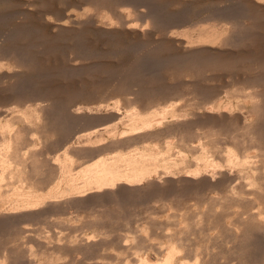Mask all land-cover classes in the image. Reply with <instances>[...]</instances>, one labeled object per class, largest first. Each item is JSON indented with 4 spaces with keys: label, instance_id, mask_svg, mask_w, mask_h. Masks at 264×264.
<instances>
[{
    "label": "bare ground",
    "instance_id": "bare-ground-1",
    "mask_svg": "<svg viewBox=\"0 0 264 264\" xmlns=\"http://www.w3.org/2000/svg\"><path fill=\"white\" fill-rule=\"evenodd\" d=\"M87 1H90V5L102 12L108 8L104 0ZM134 1L137 2V0H120L115 5L116 7L112 8L111 12L115 15L116 23L111 17V12L110 14L104 12L106 16L98 30H101L105 35L115 36L116 39L127 36V38L130 37L132 40L138 41L151 37L157 29L158 22L162 21L160 20L161 15L157 16V13L154 10L150 11V8H148L149 12L147 10L140 12L138 9L141 6H137L139 8L134 12L129 10L131 7L125 8ZM140 1L138 0V2ZM174 1L184 2L182 0ZM198 1L203 4L202 6L213 8L216 12L219 11L216 13L219 15L215 14L217 17H214V10L212 13L214 16L203 22L206 25H200V27V23H197L196 25L200 28L191 33L190 30L195 25L189 23V19H187L189 14L185 15L186 18L178 20H176V14V21L173 20V24H169L168 35L165 38V43L174 48L170 49H173L172 54H175L174 56L178 59L176 63L184 65L179 66V70L174 67L175 70H178L174 79H178L186 90H178V88L176 89L178 91L168 94L164 90V92L162 91L165 93L164 95H157L156 92L159 91L160 84L152 86L149 84V77L143 76L141 79V75H133L132 79H129L130 81L122 82L115 90V95L121 97L124 102V108H126L125 111L122 109L124 113L121 112L122 102H116L121 98L114 100L116 105L111 106L113 108L104 105L105 103L101 104L103 101L100 102L101 105L95 107H80V104V108L78 106L77 108L75 107L76 103L70 104V100L68 103V100L61 97L62 94L59 92L56 94L59 93L60 97H54L55 91L52 92L51 87L50 91L45 88L49 91L48 93L46 90L32 85L27 86L26 89L23 88V90L19 89V92L22 91L20 94L18 92L19 97L13 101L1 103L3 100H0V106L5 108L0 109V225H5L16 232L12 240L15 241L16 247L0 252V264H10L11 260L13 264H42L43 262L45 264H65V262L66 264H88L87 261L95 258L107 247L118 251L119 254L126 253L129 249L133 250L139 264H147L151 254L157 258L156 262L159 263L156 264H214L217 257L220 256L226 260L224 264H264V75L258 73L261 72V69L258 72H253L252 75L250 73L247 80L239 82L232 93L227 96L226 93L224 98L221 97V92H212L210 91L212 89L208 90L206 87H203L205 89L200 92L196 91L197 82L194 78V70L198 65L195 64V68L190 66L191 63L206 62L211 59H229V57L244 59L246 55L248 57L253 49L252 44L249 43L250 38L257 39L255 33L263 30L261 28L264 26V0ZM150 2L144 3L148 5ZM153 3L155 6V2ZM194 6L196 7V5ZM121 7L124 9H120ZM160 7L159 9L162 10L163 6ZM155 10L157 9L155 8ZM87 13L89 14V12ZM132 13L139 16L138 21L143 23L135 22L134 17L131 16ZM68 15L65 16L68 19L75 16L72 13ZM97 15L99 16V13ZM83 20L79 15L75 16V19H71V23L76 25L73 26V29L87 28V26L95 24ZM171 21L169 19L166 22L170 23ZM68 22L67 20H60L56 23L48 21L54 28V32L60 34L72 31ZM184 27H188V29ZM182 28L184 30H179ZM259 29L261 30L259 31ZM160 33L158 34L160 35ZM2 39L4 40V38ZM126 41L127 39L125 43H127ZM1 43L5 45V42ZM145 43L147 42L145 41ZM258 46L260 47V45ZM153 48L155 49V47ZM159 51L157 49V53ZM15 52V47L14 49L7 47L2 53V56L11 58L12 61L10 60L11 63L9 61L10 64L7 66L9 71L6 70L7 72H3L2 68L5 66H2L4 63L1 62L0 79H5V81L6 79H18L24 76L28 67H33L35 64L31 63L32 66H26L28 54L20 56V52L19 55ZM153 53L155 54V52ZM32 55L35 54L32 53ZM74 61L73 63L76 64L77 60L76 63ZM218 63L217 65H219ZM169 64L167 61V65ZM207 64L206 62V68ZM174 65L175 63L171 68ZM244 66L246 68L245 64ZM224 68L226 69V67ZM90 69L93 70V68ZM212 69L209 68L205 72L212 71ZM104 70L102 71L104 72ZM78 71L80 73V70ZM150 71L153 73L154 70L150 69ZM149 73L146 72V74ZM247 73L249 74V72ZM246 74L243 73V75ZM88 75L91 76V74ZM204 76L207 77V75ZM198 77L200 76L198 75ZM240 77L242 78V76ZM74 78H76L75 75ZM126 78H128L127 75ZM78 79L76 78V80ZM71 81H73L72 78ZM166 81L163 83L168 82ZM73 82L70 83L73 84ZM42 84L44 85L45 82ZM82 84L84 86L83 82ZM107 84L109 85V83ZM162 89L164 88L162 87ZM87 92L91 94V91ZM6 95H8L7 92ZM139 206H145V210L139 212ZM136 207L139 210H135L136 213H133L132 208ZM72 211L78 213L91 211V217H94L95 220L85 228L91 231L87 232L81 229L69 233V230L67 231L69 234H67L66 231L63 233L61 227L46 226L52 217L62 219V216L72 214ZM162 215H165V218ZM69 218L72 219L70 216ZM59 221L56 220V222ZM62 221L64 220L62 219ZM111 221L131 228L128 229L130 231L126 230L130 234H135L136 230L128 225L141 222L140 225H137L142 228L141 232H144L148 237L150 236L148 235L149 231L153 230L152 235L157 236L161 241L156 243L158 246L151 245V241L148 240L150 241L148 243L147 237H144L142 233L143 238L139 240L137 238L139 233H137L135 236L133 235V240L135 241L137 238L139 242L137 241L138 243L136 242L134 245L130 244L132 247H129L125 241L129 243L128 240L132 234L122 236L119 233L121 230L117 231L119 228L108 230L107 224ZM56 222L54 221V223ZM170 228H174L175 231L170 233ZM192 230H196L195 233H199L200 236L204 235L205 242L207 239V242L214 241L216 244L220 242L219 240L223 236L222 232L225 231L227 233L224 243L227 245H225L226 249L219 251V248L218 252H215L216 247L211 244L212 242L210 245L205 242L197 244V238L195 239L197 243L192 245L188 238L189 232L191 234ZM212 231L216 232L214 236L211 235ZM116 235L117 238H115ZM4 237L6 238V236ZM151 238L156 239V237ZM200 238L202 239V237ZM23 245H26L27 249L23 250L21 248ZM68 256H71V259L67 263L64 260H67Z\"/></svg>",
    "mask_w": 264,
    "mask_h": 264
},
{
    "label": "rangeland",
    "instance_id": "rangeland-1",
    "mask_svg": "<svg viewBox=\"0 0 264 264\" xmlns=\"http://www.w3.org/2000/svg\"><path fill=\"white\" fill-rule=\"evenodd\" d=\"M74 1V2H73ZM82 1H84V2H82ZM0 0V64H2L1 62H3L4 64L5 63H7V64H2V66H5L4 68H2L3 69V72H7V71H9L8 70V65L11 63V61H12V59L11 58H8V57H5V56H2V53L3 52H5V48L7 49V47L8 48H12V49H14V47H15V49H16V52L15 53H17L18 55H19V52H20V56L23 54L24 56L25 55H27V57H28V60H27V62H26V66H29L31 63H32V65H33V67H34V70H33V67H28V69L26 70L27 72L24 74V76H22V77H19L18 79H6V81H5V79H0V100H3L1 103H7V102H10V101H13V99L15 100L16 99V97L18 98L19 96V94H20V92L23 90V88L24 89H26L27 88V86H29V85H32V86H38V88H42L44 91L46 90L45 88H47V90H49L50 91V87H51V91L53 92V91H55L53 94H54V97L56 96V97H60L59 96V93L60 94H62L61 95V97H63V98H65V99H67L68 100V103H69V100H70V104H75L76 106L75 107H79V105H80V107H95V106H98V105H101V104H104V105H109L110 107L111 106H113L114 104H115V101H116V99H120L121 97H119V96H117V95H115V90L119 87V85L123 82L124 83V81H130L131 79H132V76L133 75H135V76H137V75H141L142 76V78L141 79H143V76H145V77H149L148 78V80H149V84L150 85H152V86H159V84H160V88H159V91H157L156 93H157V95L159 94V95H164L165 93L166 94H168V93H170V92H172V91H178V90H186L185 89V87L184 86H181V84H180V82L178 81V79H174V77L176 76V72L179 70V66H184L182 63H176V62H178V59H176V56H174L175 54H172L174 51H173V47H172V45H169V44H166L165 42V38H166V36L168 35V26H169V24H173V20H175V15L177 14V16H176V20H178V19H184V18H186L187 16H185V15H188V17H187V19H189V23L191 24H193V25H195V26H193L192 28V30H190V32L192 33V31L194 30H198L201 26L200 25H206V23H203V22H205V20H207V18L208 19H210L211 17H213L216 13H219V11L218 12H216V10L215 9H213V8H207L208 6H202L203 4L202 3H200L199 1V3L197 2V0H182V1H184L183 3L181 2V1H174V0H157V1H155V0H152L153 2H155V6H154V3L151 1V0H139L140 2H138V0H137V2H132V3H130V5H127L125 8L126 9H129L130 7V11H132V12H134V11H136L135 9H138L140 6V9H138V11H142V12H146V10H147V12H149L148 10V8H150V11H153L154 10V12H156L157 13V16L158 15H161L160 16V20H162V21H159L158 23L160 24H157L158 26H157V29L155 30V33L151 36V37H149V38H145L146 40H138V41H136V40H132V38H130L129 36V38H127V36H122V37H118L117 39L115 38V36L113 37L112 35H105V34H103V32L101 31V30H98V29H100V27H101V25H102V22L104 21V17L106 16L105 14H104V12H108L109 14H110V12L111 11H113L112 10V8L114 9L116 6V4H118L117 2H119L120 0H104V2L106 3V6L108 7L105 11H100V9L98 10V9H96V7H94V6H92V5H90V1H87V0ZM111 1V2H110ZM113 1V2H112ZM153 3H151V2ZM162 1V2H161ZM187 1H188V3H187ZM191 1H193V2H191ZM87 2V3H86ZM109 2H110V4H109ZM144 2H150L148 5L146 4V3H144ZM161 2V3H160ZM164 2V3H163ZM166 2V3H165ZM173 2V3H172ZM186 2V3H185ZM26 3V4H25ZM85 3H86V5H85ZM115 3V4H114ZM139 3H141L140 5H139ZM157 3V4H156ZM182 3V4H181ZM193 3V4H192ZM196 3V4H195ZM136 4H138V5H136ZM153 6H152V5ZM162 4V5H161ZM181 4V5H180ZM188 4H190V5H188ZM199 5V7H198V5ZM201 4V5H200ZM70 5V6H69ZM114 5V6H113ZM134 5H136L135 7H133ZM147 5V6H146ZM159 5V6H158ZM174 5V6H173ZM187 5V6H186ZM194 5H196V7L194 6ZM125 6V5H124ZM124 6H122V7H124ZM137 6H139V7H137ZM149 6V7H148ZM160 6H163L162 7V10L161 9H159V8H161ZM169 6V7H168ZM176 6V7H175ZM75 7H76V9H75ZM120 8V9H124V8ZM129 7V8H128ZM133 7V8H132ZM142 7H144V9H142ZM154 7V8H153ZM166 7V8H165ZM188 7H190V8H188ZM203 7V8H202ZM54 8V9H53ZM85 8V9H84ZM87 8H88V10H87ZM147 8V9H146ZM152 8V9H151ZM155 8L157 9V10H155ZM163 8H165V9H163ZM170 8V9H169ZM159 9V10H158ZM207 9V10H206ZM210 9V10H209ZM54 10H55V12H54ZM75 10V11H74ZM83 10V11H82ZM86 10H87V12H89V14L86 12ZM145 10V11H144ZM161 10V11H160ZM209 10V11H208ZM215 10V11H214ZM80 11V12H79ZM94 11V12H93ZM160 11V12H159ZM165 11V13H163ZM199 11V12H198ZM215 13H214V12ZM69 12H71L73 15H75V16H81L82 17V20L83 21H88V22H90V24L91 23H95L94 25H92L91 24V26H87V28L85 27H80V28H78V29H73L74 27L73 26H76L74 23H71L72 21H71V19L73 20V18L75 19V16L74 17H71L70 19H68V17H65V16H69L68 14H71V13H69ZM78 12V13H77ZM83 12V13H82ZM99 13V16L97 15L98 13ZM174 12H175V14H174ZM184 12H185V14H184ZM189 12V13H188ZM198 12V13H197ZM42 13V14H41ZM75 13H77V14H75ZM81 13V14H80ZM93 13V14H92ZM159 13V14H158ZM161 13V14H160ZM162 13L165 15V17H164V15L162 16ZM178 13H180L179 15H178ZM187 13V14H186ZM212 13H214V15L212 14ZM18 14V15H17ZM51 14V15H50ZM91 14V15H90ZM96 14V15H95ZM103 14V15H102ZM108 14V15H109ZM58 15H60V16H58ZM88 15V16H87ZM94 15V16H93ZM134 15V16H133ZM136 14H134V13H132V17H134L133 18V20H135V22H137V23H143V22H141L140 20V22L138 21V19H140L139 18V16H135ZM180 15L183 17H181L180 18ZM212 15V16H211ZM217 16L219 15V14H216ZM214 16V17H217V16ZM29 16V17H28ZM36 16V17H35ZM52 18H51V17ZM86 16V17H85ZM101 16H103V17H101ZM110 16V15H109ZM130 16V18L132 19V17ZM201 16V17H200ZM210 16V17H209ZM16 17V18H15ZM24 17V18H23ZM64 17V18H63ZM97 19H95V18ZM100 17V18H99ZM111 17H112V19L113 20H115V23H116V19L114 18L115 17V15L113 14V12H111ZM161 17H163L164 19H162ZM169 17V18H168ZM174 19H173V18ZM45 18H46V20H45ZM49 18V19H48ZM56 18V19H55ZM59 20H58V19ZM62 18V19H61ZM67 18V19H66ZM159 18V17H158ZM4 19H6L5 21H3ZM9 19V20H8ZM67 20V22H68V25H69V27L72 29V31H69V32H66V33H58V32H54L55 30H54V28H52V26L50 25V23H48V21L50 20L52 23H56V22H58V21H60V20H62V21H66ZM87 19V20H86ZM92 19V20H91ZM94 19V20H93ZM136 19H137V21H136ZM167 19V20H166ZM169 19H170V23L168 22H166V21H169ZM23 20V21H22ZM90 20V21H89ZM166 20V21H165ZM175 20V21H176ZM202 20V21H201ZM18 21H19V23H18ZM55 21V22H54ZM96 21V22H95ZM99 21V22H98ZM4 22V23H3ZM164 22V23H163ZM202 22V23H201ZM209 22V21H208ZM97 23H98V25H97ZM167 23V24H166ZM197 23H200L199 24V26H197L196 24ZM3 24H4V26H3ZM100 24V25H99ZM162 25H166L165 27L164 26H162ZM7 26V27H6ZM72 26V27H71ZM98 26V27H97ZM162 28H161V27ZM196 26L198 27L197 29H196ZM164 27V28H163ZM167 27V28H166ZM264 27V26H263ZM261 28V29H263V30H261V29H259V31L260 32H257V33H255V34H257V35H255V37H257V39L255 38H250L251 40H249L248 42L250 43V44H252V48L253 49H251V53H249V55H248V57H247V55H246V58H241L240 57V59H238V58H232V57H229V59H227V58H221V59H219V60H217V59H211V60H208V61H206L208 64H207V68H206V62L205 61H200V62H196V63H191L190 64V66L192 65V67H194L195 68V66L196 65H198V66H196V71L194 70V78H195V80H196V91H198V92H200L202 89L204 90L205 88H203V87H206L208 90H210V89H212V90H210V91H212V92H221V97H226L228 94L230 95L231 93H232V90L234 89V88H236L237 87V84L239 83V82H243L244 80H247L248 79V77H249V75H250V73H251V75L253 74V72L255 73V72H258L260 69V71L261 72H258L260 75H264V56H262V55H264V28ZM185 29H188V27H184ZM40 29V30H39ZM53 31H52V30ZM79 29H81V30H79ZM85 29H86V31H85ZM93 31H92V30ZM161 31H160V30ZM165 30V32H164V30ZM34 30V31H33ZM74 30V31H73ZM77 30H79L78 31V33H77ZM96 30V31H95ZM162 30H163V32H162ZM173 30H174V28H173ZM176 30V29H175ZM179 30H184L183 28L182 29H179ZM20 31V32H19ZM38 31V32H37ZM90 31V32H89ZM158 31V32H157ZM52 32H54V33H52ZM71 32V33H70ZM81 32V33H80ZM90 34H89V33ZM100 32V33H99ZM161 32V33H160ZM94 33H97L98 35H96V34H94ZM158 33H160V35L158 34ZM259 33V34H258ZM5 34V35H4ZM11 34V35H10ZM18 34V35H17ZM21 34V35H20ZM33 34V35H32ZM66 34H68V35H66ZM83 34H84V36H83ZM89 36H88V35ZM100 34H102V35H100ZM163 36H165V37H163ZM38 35V36H37ZM61 35V36H60ZM63 35H66L65 37L63 36ZM81 36L80 38H79V36ZM92 35V36H91ZM156 35H158L159 37H161L162 39H160L159 37L157 38V36ZM261 35V36H260ZM15 36V37H14ZM55 36V37H54ZM72 36V37H71ZM94 36V37H93ZM98 38H97V37ZM100 36V37H99ZM103 36H105V37H103ZM6 37V38H5ZM67 37V38H66ZM74 37V38H73ZM2 38H4V40L2 39ZM38 38V39H37ZM71 40H70V39ZM78 38H79V40H80V42H79V40H78ZM84 38V40H81V39H83ZM120 38V39H119ZM9 39V40H8ZM13 39V40H12ZM127 39V43H125V40ZM152 39V40H151ZM155 39V40H154ZM15 40V41H14ZM20 42H19V41ZM76 40V41H75ZM86 40V41H85ZM108 40V41H107ZM110 40V41H109ZM118 41V42H116V41ZM124 40V41H123ZM153 40H154V42H153ZM159 40V41H158ZM163 42H162V41ZM10 41V42H9ZM113 43H112V42ZM122 41V42H121ZM135 42V43H138V44H135V43H133V42ZM140 41V42H139ZM145 41L147 42V43H145ZM150 43H149V42ZM253 41H254V43H253ZM1 42H5L4 44L5 45H3ZM15 42H18V43H16L15 44ZM79 42V43H78ZM88 42V43H87ZM129 42V43H128ZM157 42V43H156ZM11 43H14V44H11ZM41 43V44H40ZM66 43V44H65ZM106 43V44H105ZM125 43V44H124ZM131 43V44H130ZM133 43V44H132ZM143 43L144 44V46H143V44L141 45V44ZM158 43H159V45H158ZM258 43V44H257ZM9 44V45H8ZM18 44V45H17ZM26 44V45H25ZM86 44V45H85ZM103 44V45H102ZM109 44V45H108ZM124 44V45H123ZM126 44H127V46H126ZM146 44V45H145ZM147 44H148V47L151 45V47H146L147 46ZM154 46H153V45ZM161 44V45H160ZM254 44V45H253ZM255 44H257V45H255ZM16 45V46H15ZM43 45V46H42ZM84 45V46H83ZM113 45V46H112ZM158 45V46H157ZM167 45V46H166ZM258 45H260V47L258 46ZM17 46H19V47H17ZM27 46V47H26ZM112 46V47H111ZM122 46V47H121ZM124 46V47H123ZM168 46H169V48H168ZM255 46V47H254ZM262 46V47H261ZM2 47V48H1ZM5 47V48H4ZM23 47H24V49H23ZM42 48V49H40V48ZM82 47V48H81ZM103 47V48H102ZM145 49H144V48ZM153 47H155V49L153 48ZM158 47V48H157ZM164 47V48H163ZM86 50H85V49ZM158 49V53H157V49ZM170 48H173V49H170ZM22 49V50H21ZM26 49V50H25ZM28 49V50H27ZM80 49V50H79ZM83 49H84V51H83ZM165 49V50H164ZM2 50V51H1ZM4 50V51H3ZM20 50V51H19ZM35 50V51H34ZM133 50V51H132ZM143 50V51H142ZM148 50V51H147ZM167 50H170L171 51V53H170V51H167ZM255 50H256V53H255ZM23 51V52H22ZM80 51V52H79ZM81 51H83V52H81ZM87 51V52H86ZM261 51V52H260ZM29 52V53H28ZM35 52V53H34ZM66 52V53H65ZM86 52V53H85ZM106 52V53H105ZM136 52V53H135ZM146 52H147V54H146ZM153 52H155V54L153 53ZM165 52V53H164ZM252 52H253V54H252ZM27 53V54H26ZM31 53V54H30ZM32 53L33 54H35V55H32ZM37 53V54H36ZM77 53H80V54H77ZM83 53V54H82ZM169 53V54H168ZM30 54V55H29ZM46 54V55H45ZM51 56H50V55ZM63 54V55H62ZM125 54V55H124ZM154 54V55H153ZM81 55V56H80ZM88 56V58H86L87 56ZM114 55V56H113ZM146 55V56H145ZM158 55V56H157ZM165 55H167V56H165ZM252 55V56H251ZM35 56V57H34ZM48 56V57H47ZM85 56V57H84ZM150 56V57H149ZM172 56V57H171ZM259 56V57H258ZM3 57V58H2ZM30 57H34V58H30ZM75 57V58H74ZM81 57V58H80ZM163 57V58H162ZM252 57H253V59H252ZM255 57V58H254ZM258 57V58H257ZM9 59V60H6V59ZM36 58V59H35ZM72 58V59H71ZM76 58H78V59H76ZM90 58V59H89ZM100 58V59H99ZM151 58V59H150ZM154 58H156L155 60H156V62L154 61ZM165 58V59H164ZM169 58V59H168ZM231 58V59H230ZM2 59V60H1ZM31 59L33 60L32 62H31ZM62 59V60H61ZM82 59V60H81ZM85 59V60H84ZM86 59H88V60H86ZM147 59H149L148 61H147ZM153 59V60H152ZM170 59H172V60H170ZM175 59V60H174ZM227 61H226V60ZM237 59V60H236ZM246 59V60H245ZM248 59H249V61H248ZM6 60V61H5ZM11 60V61H10ZM72 60V61H71ZM75 60V61H74ZM76 60H77V63H76ZM96 60H98V61H96ZM144 60V61H143ZM164 60H166L165 62H163ZM170 60V61H169ZM177 60V61H176ZM221 60V61H220ZM240 62H239V61ZM262 62H261V61ZM9 61H10V63H9ZM36 61V62H35ZM70 61V62H69ZM73 61L76 63V64H74L73 63ZM79 61H80V63H79ZM82 61V62H81ZM84 61H86V62H84ZM151 61V62H150ZM158 61V62H157ZM159 61H160V63H159ZM167 61H168V64L169 65H167ZM211 61V62H210ZM213 61V62H212ZM247 61V62H246ZM43 62V63H42ZM71 62H72V64H71ZM145 64H144V63ZM155 62V63H154ZM203 62H204V64H203ZM209 62H210V64H209ZM219 62V63H218ZM229 62V63H228ZM237 62V63H236ZM249 62V63H248ZM261 62V63H260ZM82 63V65H80ZM84 63V64H83ZM99 65H98V64ZM139 63H142V64H139ZM150 63V64H149ZM152 63V64H151ZM163 63H164V65H163ZM175 63V65L173 66V68H171L172 67V65ZM201 63V64H200ZM217 63L219 64V65H217ZM252 65H251V64ZM28 64V65H27ZM71 64V65H70ZM95 64V65H94ZM101 64V65H100ZM107 64V65H106ZM156 64H157V66H156ZM172 64V65H171ZM196 64V65H195ZM214 65V66H212V65ZM224 64V65H223ZM241 64H243V65H241ZM244 64L246 65V68H245V66H244ZM249 64V65H248ZM260 64V65H259ZM32 65H30V66H32ZM73 65H77V66H73ZM91 65H94V66H97V67H94V66H91ZM152 65V66H151ZM210 67H209V66ZM263 65V66H262ZM25 66V65H24ZM35 66H37V67H35ZM70 66H71V68H70ZM102 66H104V67H102ZM110 66V67H109ZM122 66H124L123 68H122ZM131 66V67H130ZM147 66L149 67L148 69H147ZM162 66V67H161ZM167 66V67H166ZM205 66V67H204ZM220 68H219V67ZM233 66V67H232ZM256 66V67H255ZM53 67V68H52ZM68 67V68H67ZM79 69H78V68ZM87 67V68H86ZM93 68V70L92 69H90V68ZM100 69H99V68ZM107 67V68H106ZM111 67H114V68H111ZM119 70H117L116 68ZM132 68V69H130L129 70V68ZM140 67H142V68H140ZM153 67V68H152ZM163 67H164V69H163ZM174 67H175V69H178V70H175L174 69ZM202 67V68H201ZM224 67H226V69L224 68ZM227 67H228V70H227ZM240 67V68H239ZM38 68V69H37ZM63 68H65V69H63ZM73 68V69H72ZM86 68V69H85ZM97 68V69H96ZM101 68H102V70H104L105 68V70H104V72L101 70ZM111 68V69H110ZM122 70H121V69ZM125 68V69H124ZM157 68H158V71H159V76L157 75V73H158V71H157ZM198 68V69H197ZM209 68H213L212 69V71H209V72H205L207 69H209ZM214 68H215V70H214ZM230 68V69H229ZM244 68V69H243ZM5 69V70H4ZM32 69V70H31ZM40 69V70H39ZM80 70V73H79V71L78 70ZM108 69H110V70H108ZM113 69V71H116L115 73L113 72V71H111ZM128 69V70H127ZM136 69V70H135ZM140 71H142V72H140ZM142 69V70H141ZM147 69V70H146ZM150 69L153 71V73H151V71H150ZM164 71H163V70ZM217 69V70H216ZM255 69H258V70H255ZM7 70V71H6ZM11 70V69H10ZM25 70V69H24ZM38 70V71H37ZM42 70V71H41ZM64 72H63V71ZM82 70V71H81ZM84 70V71H83ZM87 70V71H86ZM89 70V71H88ZM91 70V71H90ZM94 70H96V71H98V72H94ZM121 70V71H120ZM125 70V71H124ZM131 70H133V71H135V72H132ZM137 70H138V73H141V74H138L137 73ZM160 70H162V71H160ZM166 70V71H165ZM168 70V71H167ZM171 70V71H170ZM175 72H174V71ZM203 70V71H202ZM234 70V71H233ZM236 70V71H235ZM241 72H240V71ZM22 71H23V69H22ZM30 71V72H29ZM66 71V72H65ZM69 71H70V73H69ZM72 71V72H71ZM109 71V72H108ZM117 71H118V74H117ZM148 73V72H150L149 74H146V72ZM200 71V72H199ZM217 71V72H216ZM228 71V72H227ZM243 71V72H242ZM245 71V72H244ZM251 71V72H250ZM40 72H42V73H40ZM77 72V73H76ZM83 72H86V73H83ZM88 72V73H87ZM101 72V73H100ZM111 72V73H110ZM155 72H157V73H155ZM162 72H164V73H162ZM174 72V73H173ZM226 72V73H225ZM247 72H249V74L247 73ZM65 73H66V75L67 76H69L71 73V76H69V77H67L66 75H65ZM79 73V74H78ZM83 73V74H82ZM95 73V74H94ZM98 73H99V75H98ZM155 73V74H154ZM166 73V74H165ZM202 73H204V74H202ZM239 73H240V75H239ZM243 73L244 74H246V75H243ZM31 74H32V76H31ZM42 74H44V75H42ZM51 74V75H50ZM64 74V75H63ZM77 74H78V76H77ZM82 74V76L81 77H79L80 75ZM85 74V75H84ZM88 74H91V76L90 75H88ZM103 75V77H102V75ZM109 74V75H108ZM111 74V75H110ZM117 74V75H116ZM122 74V75H121ZM129 74H131V75H129ZM148 75V76H146V75ZM163 76H162V75ZM169 74V75H168ZM202 75V77H201V75ZM28 75V76H27ZM42 75V76H41ZM60 75V76H59ZM74 75H75V77L76 78H79L78 80H76V78H74L73 79V77H74ZM119 75V76H118ZM127 75V77L128 78H126L125 79V76ZM156 75V77H154V76ZM165 75V76H164ZM198 75L200 76V77H198ZM204 75H207V77H205ZM209 75V76H208ZM239 75V76H238ZM48 76V78H46ZM50 76V77H49ZM64 76V77H63ZM90 76V77H89ZM98 76V77H97ZM107 76V77H106ZM111 76V77H110ZM113 76H115L114 78H113ZM122 76V77H121ZM134 76V77H135ZM151 76V77H150ZM235 76V77H234ZM240 76H242V78L240 77ZM38 77V78H37ZM44 77H45V79H44ZM67 77V78H66ZM72 78V80L74 81H71V78ZM84 77V78H83ZM158 77V78H157ZM198 77V78H197ZM209 77V79H206V78H208ZM242 79H240V78ZM21 78V79H20ZM31 78V79H30ZM50 78V79H49ZM70 78V79H69ZM81 78V79H80ZM86 78V79H85ZM95 79V80H93V79ZM98 78V79H97ZM117 78V79H116ZM153 78H154V80H153ZM161 78H162V80H161ZM207 80V82H205L206 80ZM211 78V79H210ZM29 79V80H28ZM36 79V80H35ZM41 79V80H40ZM64 79V80H63ZM91 79V80H90ZM122 79H123V81H122ZM130 79V80H129ZM151 79V80H150ZM158 79V80H157ZM167 79H169L170 81H168ZM173 79V80H172ZM238 81H237V80ZM47 80H48V82H47ZM53 80V81H52ZM66 80V81H65ZM81 80V81H80ZM83 80V81H82ZM97 80V81H96ZM104 80V81H103ZM113 80V81H112ZM118 80V81H117ZM120 80V81H119ZM164 80V81H163ZM168 82H167V81ZM210 80V81H209ZM237 81V83H236V81ZM3 81V82H2ZM8 81V82H7ZM13 81V82H12ZM34 81H35V83H34ZM37 81V82H36ZM43 81V82H42ZM62 81V82H61ZM108 81V82H107ZM111 81V82H110ZM152 81H153V84H152ZM155 81H157V82H155ZM167 82V83H163V82ZM172 81V82H171ZM176 81H177V83H176ZM19 82H20V84H19ZM44 83L45 82V86L42 84V83ZM70 82H73V84L72 83H70ZM79 82V83H78ZM80 82H81V84H80ZM82 82L84 83V86H82L83 84H82ZM86 82V83H85ZM93 82V83H92ZM98 82V83H97ZM102 82V83H101ZM155 82V83H154ZM199 82H201V83H199ZM8 83V84H7ZM39 83V84H38ZM52 83V84H51ZM69 83V84H68ZM78 85H77V84ZM107 83H109V85L107 84ZM113 83H114V85H113ZM158 83V84H157ZM169 83V84H168ZM175 83V84H174ZM206 83V84H205ZM33 84H35V85H33ZM54 84V85H53ZM72 85V87H71V85ZM103 84H104V86H103ZM116 84V85H115ZM165 84H166V86H165ZM5 85V86H4ZM19 85H21V86H24V87H18ZM40 85H41V87H40ZM60 86V88H58L59 86ZM76 85H77V87H76ZM81 87H83V88H81ZM98 85V86H97ZM100 85V86H99ZM107 85V86H106ZM112 85H113V87H112ZM210 85V86H209ZM232 85V86H231ZM9 86V87H8ZM16 88H15V87ZM70 86V87H69ZM73 86H75V87H73ZM78 86H79V88H78ZM89 86H91V87H89ZM102 86V87H101ZM170 86V87H169ZM179 86V87H178ZM197 86H199L198 88H197ZM68 88V89H65V88ZM92 87H93V89H92ZM99 87H101V88H99ZM117 87V88H116ZM162 87L164 88V89H162ZM230 87V88H229ZM3 88H6V89H3ZM14 88V89H13ZM22 88V90L19 92V89H21ZM53 88V89H52ZM58 89V90H56V89ZM71 88V89H70ZM73 88V89H72ZM76 88V89H75ZM85 88V89H84ZM108 88V89H107ZM170 88V89H169ZM173 88H175L174 90H173ZM179 88V89H178ZM199 88H201V89H199ZM214 88V89H213ZM18 89V90H17ZM81 89V90H80ZM82 89H83V91H82ZM113 89V90H112ZM176 89H178V90H176ZM217 89V90H216ZM224 89H226V90H224ZM46 90V91H47ZM80 91V93H79V91ZM91 91V94L89 93V92H87V91ZM112 92H111V91ZM164 90H165V93H163L164 92ZM1 91H3L2 93H1ZM17 92L16 94L14 93V92ZM49 91H47L48 93H49ZM62 91V92H61ZM65 91V92H64ZM70 91V92H69ZM101 91V92H100ZM107 91V92H106ZM111 93H110V92ZM163 91V92H162ZM169 91V92H168ZM223 91V92H222ZM224 91H227V92H224ZM230 91V93H228ZM6 92H7V94L8 95H6ZM18 92H19V94H18ZM52 92H50L51 93V95L53 96V94H52ZM57 92H59L58 94H56ZM82 92H83V94H82ZM96 92V93H95ZM3 93H4V95H3ZM14 95H13V94ZM65 95H64V94ZM70 93V94H69ZM79 93V94H78ZM222 93H224V94H222ZM227 93V94H226ZM90 94V95H89ZM225 94H226V96H225ZM68 95V96H67ZM75 95V96H74ZM76 95H79V96H76ZM81 95V96H80ZM102 95V96H101ZM6 96V97H5ZM11 96V97H10ZM72 96V97H71ZM82 96H83V98H82ZM87 96H89V97H87ZM104 96H105V98H104ZM108 96V97H107ZM110 96V97H109ZM142 96V95H141ZM7 97H8V100H7ZM11 98V99H10ZM69 98V99H68ZM96 98V99H95ZM107 98V99H106ZM114 98V99H113ZM79 99V100H78ZM84 99V100H83ZM87 99V100H86ZM91 99H93V100H91ZM95 99V100H94ZM111 99V100H110ZM7 100V101H6ZM10 100V101H9ZM89 100H91V102H88ZM115 100V101H114ZM86 101V102H85ZM96 101V102H95ZM101 101H103V103L101 102ZM113 101V103H111ZM119 101V103L120 102H122V106H121V112H122V109L125 111V109L126 108H124V102H123V100H122V98L120 99V100H117L116 102H118ZM88 102V103H87ZM94 102V103H93ZM99 102V103H98ZM100 102H101V104H100ZM0 103V104H1ZM31 103V102H30ZM29 103V104H30ZM91 103V104H90ZM78 104V105H77ZM116 105V104H115ZM114 105V106H115ZM113 106V107H114ZM77 107V108H78ZM79 107V108H80ZM113 107H111V108H113ZM77 108H75V109H77ZM0 109L1 110H3V109H5V108H3V107H1L0 106ZM73 110H74V108H73ZM122 113H124V112H122ZM64 133V132H63ZM145 206H143V207H141V206H139L138 208L140 209H138L137 207L136 208H132L133 210H132V212L133 213H136V211L135 210H139V212H143L144 210H145V208H144ZM144 208V209H143ZM80 212V211H79ZM78 214V215H77ZM128 214V213H127ZM72 215V216H71ZM77 215V216H76ZM82 215V216H81ZM142 215H144V214H142ZM68 216V217H67ZM69 216L72 218V217H74V218H72V219H70L69 218ZM164 218H165V215H162ZM162 216H161V218H162ZM79 217V218H78ZM83 217H84V219H83ZM90 217V218H89ZM142 217V216H141ZM80 218H82V219H80ZM55 219V220H54ZM61 219V218H60ZM59 218H55V217H52L51 219H50V223H48V225H46L47 227H52V228H54V226H58V227H61V229H63V233H64V231H66V233L67 234H69V233H71L72 231H74V230H81V229H83V230H86L87 232H89V231H91V230H87V229H85L86 228V225H88L89 223H91V222H93L95 219H94V217H91V211H81L80 213H78V212H75V211H72V214H67V215H65V216H62V219L64 220V221H62V219L60 220ZM76 219V220H75ZM77 219H79V220H77ZM88 219V220H87ZM91 219V220H90ZM52 220H53V222H52ZM56 220L57 221H59V222H56ZM66 220V221H65ZM84 220V221H83ZM54 221L56 222V223H54ZM63 222V223H62ZM70 222V223H69ZM72 222V223H71ZM52 224V225H51ZM69 224V225H68ZM71 224V225H70ZM112 224V225H111ZM116 224V225H115ZM139 225L141 224V222H139L138 223ZM138 224H132V225H128L129 227H131L132 226V228L133 229H135L136 231H134L133 229H132V231H134V232H136L135 234H137V233H139L138 235L139 236H141L142 234H143V236L144 237H147L146 236V234L144 233V232H141L140 230L142 229L141 227H139V226H137ZM78 227H77V226ZM108 225V230H114L115 228L117 229V228H119V229H117V231H120L121 230V232H119V233H121L122 234V236L124 235V236H126L127 234L130 236L131 234L130 233H128V231H130V230H128V229H131V228H128L127 226H122V225H120L119 223H117V222H115V221H111L109 224H107ZM110 225V226H109ZM113 225H115V226H113ZM3 226H5V225H0V252L2 253L5 249H9V250H12V248L15 246L16 247V243H15V241L13 242L12 240H13V238H14V235H15V230H13V229H10L9 227H7V226H5V227H3ZM134 226V227H133ZM136 226H137V228H140V229H137L136 228ZM7 227V228H6ZM45 227V226H44ZM110 227H111V229H110ZM122 227H124V228H122ZM72 228V229H71ZM75 228V229H74ZM122 228V229H121ZM61 229H58V230H61ZM64 229H66V230H64ZM106 229V230H107ZM115 229V230H116ZM172 229V230H171ZM174 228H170V230H169V232L170 233H172V231L174 232L175 231V229L173 230ZM70 230V231H69ZM123 230H124V233H123ZM126 230H128V231H126ZM139 230V231H138ZM10 231V232H9ZM67 231H69V233L67 232ZM195 231L196 230H192L191 232L192 233H194L193 235H191L190 234V232H189V242L190 243H192V245H194V244H196L197 243V241H198V243L197 244H199V243H204L205 242V238H204V235H199V233H195ZM150 232H152V233H150ZM13 233V234H12ZM65 233V234H66ZM142 233V234H141ZM215 233L216 232H214V231H212L211 232V235L213 234V236L215 235ZM5 234H7V235H5ZM126 234V235H125ZM135 234H132V236H130V240H128L129 241V243L128 242H126L125 241V243L126 244H128V246L129 247H132V245H134V244H136V242L138 241L139 242V240H141L142 238H143V236H141V237H139L138 235V237L137 238H139V240L136 238V240L134 241L133 240V235L135 236ZM145 234V235H144ZM153 234V230H151V231H149V233H148V235H150L151 237H156V239H157V241H158V239H159V241L157 242L156 241V239L155 238H151L150 236H148L147 237V242L148 243H150V241H151V245H156V246H158V244H156V243H160V241H161V239L160 238H157V236H155V235H152ZM198 234V235H197ZM222 234H223V236L220 238V242H221V244L223 245V246H220L221 244H220V242H218L217 240V242H218V244H220V245H218V244H216L214 241H211V242H207V239H206V242H205V244H209L210 245V243L212 244V245H214V247H216L215 248V252H218V250H219V248H220V250L219 251H221V250H224V249H226V246L224 245V243H225V241H226V238H227V233L224 231V232H222ZM226 234V235H225ZM4 236H6V238L4 237ZM67 236V235H66ZM202 237V239L199 237ZM192 237V238H191ZM195 237V238H194ZM226 237V238H225ZM115 238H117V235L115 236ZM150 238V239H149ZM194 238V239H193ZM197 238V239H196ZM223 238V239H222ZM195 239L197 240L196 242H195ZM133 240V241H132ZM148 240H150V241H148ZM200 240V241H199ZM223 240V241H222ZM5 241V242H4ZM12 241V242H11ZM154 241H156V242H154ZM162 241H164V240H162ZM203 241V242H202ZM2 242V243H1ZM133 242H135V243H133ZM137 242V243H138ZM223 242V243H222ZM15 243V244H14ZM124 243V242H123ZM130 244H132V245H130ZM215 244H216V246H215ZM217 245H218V247H217ZM5 247H7V248H5ZM24 247V248H23ZM116 247H118V246H116ZM127 247V246H126ZM129 247H127V248H129ZM223 247V248H222ZM23 250H25V248L27 249V247H26V245L24 246H22L21 247ZM131 251V252H130ZM0 253V254H1ZM131 253V254H130ZM126 257H125V256ZM97 256V257H96ZM95 256V258H93V259H90L89 261H87V263L88 264H134V263H136V264H139L137 261H136V255L134 254V251L133 250H130L129 249V251L127 252L126 251V253L124 252L123 254H119V252L118 251H116V250H114V249H112V248H104V250H102L101 252H99V254H97ZM133 256H135L134 258H133ZM154 256V257H153ZM220 256V255H219ZM221 257V256H220ZM220 257H217V260L215 261V263L214 264H224V262L226 261L225 259H222V257L220 258ZM152 258V259H151ZM154 258V259H153ZM70 259H71V256L69 257H67V260H64V261H67V263H68V261H70ZM149 260L150 261H148L147 262V264H156L157 262H156V260H157V258H155V255L154 254H151V256L149 257ZM152 260V261H151ZM113 261V262H112ZM155 261V262H154ZM126 262V263H125ZM150 262V263H149ZM153 262V263H152ZM159 263V262H158ZM10 264H13V262H12V260H11V262H10ZM42 264H45V262H43ZM46 264H49V263H46ZM55 264V263H54ZM65 264H66V262H65Z\"/></svg>",
    "mask_w": 264,
    "mask_h": 264
}]
</instances>
